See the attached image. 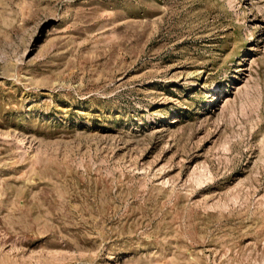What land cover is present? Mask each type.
<instances>
[{"label": "rangeland", "instance_id": "rangeland-1", "mask_svg": "<svg viewBox=\"0 0 264 264\" xmlns=\"http://www.w3.org/2000/svg\"><path fill=\"white\" fill-rule=\"evenodd\" d=\"M0 264H264V0H0Z\"/></svg>", "mask_w": 264, "mask_h": 264}]
</instances>
